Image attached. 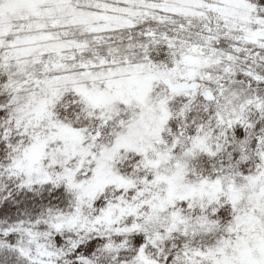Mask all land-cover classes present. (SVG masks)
<instances>
[{"label": "snow or ice", "instance_id": "1", "mask_svg": "<svg viewBox=\"0 0 264 264\" xmlns=\"http://www.w3.org/2000/svg\"><path fill=\"white\" fill-rule=\"evenodd\" d=\"M0 264H264V0H0Z\"/></svg>", "mask_w": 264, "mask_h": 264}]
</instances>
